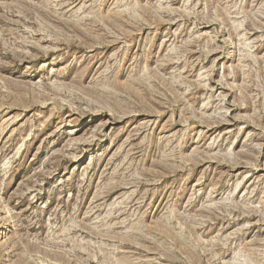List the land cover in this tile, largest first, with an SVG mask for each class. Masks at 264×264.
<instances>
[{
	"label": "rangeland",
	"instance_id": "obj_1",
	"mask_svg": "<svg viewBox=\"0 0 264 264\" xmlns=\"http://www.w3.org/2000/svg\"><path fill=\"white\" fill-rule=\"evenodd\" d=\"M0 264H264V0H0Z\"/></svg>",
	"mask_w": 264,
	"mask_h": 264
}]
</instances>
